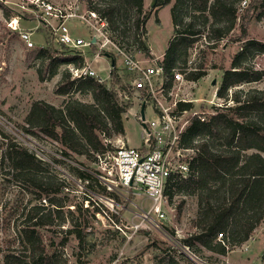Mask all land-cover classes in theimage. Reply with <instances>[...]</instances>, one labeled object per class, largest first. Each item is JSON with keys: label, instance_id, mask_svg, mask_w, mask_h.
Wrapping results in <instances>:
<instances>
[{"label": "rangeland", "instance_id": "1", "mask_svg": "<svg viewBox=\"0 0 264 264\" xmlns=\"http://www.w3.org/2000/svg\"><path fill=\"white\" fill-rule=\"evenodd\" d=\"M8 1V7L0 2V264H3V257L9 251H14L15 256L27 254L17 240L16 224L19 222L16 218L21 209L39 202L29 193L26 185L16 178L9 163L3 158L5 145L10 143L26 149L40 162L42 171L36 174L37 180L60 185V193L55 197L56 205H59L60 209L55 223L60 225L51 229L42 228L39 232L50 254H55L67 264H168L169 259L165 254L167 247L171 245L169 236L172 242L174 241L172 245H175L179 238H187L195 232L192 221L198 210L197 194L185 188L172 190V194L165 196L161 206L167 220L156 218L155 224L135 229L139 224L137 214L140 210L150 208L148 200L118 189L109 191L107 184L94 177L95 181L80 178V172L92 176L91 173L100 167L85 156L70 152L58 140L41 131L37 126L38 115L31 113L36 102H43L55 109H63L69 100L85 104L93 102L86 86H83L84 91L78 90L80 83L75 84L67 94L57 93L58 84L64 76L69 75L70 78L69 68L74 66L72 63L54 66L56 62L50 64L46 56H39L38 48L51 50L55 58H71L75 57L76 53L52 41L45 32L46 29L41 26L32 35L34 47L27 49L17 33L10 31L5 25V21L16 14L9 7L16 9L11 2L17 0ZM48 1L75 8L77 14L95 12L105 22L108 39H102L106 44L105 48L98 51L97 46H91L85 50V56L92 60V65L98 70L100 77L106 78L102 84L117 93L119 102L130 100V108L121 117L127 145L135 148L142 147L140 124L133 116L140 107L138 93L133 91L128 83L131 75L123 68L122 56L117 54L116 48L143 61L145 66L153 65L156 58L162 59L171 41H181L182 37L177 35V31L189 23L190 31L198 30L200 33L192 36L193 39L188 36V39L179 44L181 49L187 46L186 71L202 66L205 75L196 82L182 85L181 91L194 100L191 111L205 114L206 119H209L216 114L219 107L234 106L232 101H224L214 94L219 88L223 70L230 67L232 58L246 43V40H235L241 26H245L246 39L264 44V10H253L252 7L248 11L245 9L249 4L252 6L256 0H228L227 21L222 23L213 22L208 15V7L214 0H207L205 12L198 11L199 6L189 0H167V3L161 6H157L158 2L155 1L154 8H150L152 0H142L140 20L144 17L147 19L141 23L138 31L135 29L133 0ZM163 1L166 0H161ZM172 8L175 16L182 19V27L172 24ZM231 8L234 9L233 22ZM32 19L34 18L29 14H25L19 23L28 30L36 24ZM91 23L98 25L97 20H91ZM69 24L72 32L78 36L91 35L88 25L79 19L74 18ZM229 26L231 27L225 35L215 37L216 28L224 30ZM185 28L187 29V26L183 29ZM95 53H98L99 57L93 62ZM105 54L109 58L105 57ZM111 60L114 62L113 67ZM244 63L262 72L263 76L258 81L242 83L231 88L229 94L235 93L241 100L249 94L260 104H264V51L253 54V57H249ZM185 66L178 64L177 67ZM112 68L113 76L109 74ZM116 79L119 82H116ZM246 115L256 116L254 112ZM153 117L152 109L146 105L145 120ZM256 118L260 125L264 126L263 113ZM66 123L70 127L73 126L70 121ZM49 124L51 126L52 122ZM54 131L58 132V129L55 128ZM119 139L123 138L113 137L110 140L112 146H115ZM44 205L47 206L48 202ZM76 205H81L83 209L87 207L88 212L81 217L75 212ZM69 210L72 213H69ZM83 219L88 221L87 230L90 231L86 245L87 254L78 245L74 233H67L73 228L74 222H78L81 229L84 225ZM65 233L67 242L62 246L60 242ZM252 236L255 240L247 244L246 252L238 249L240 247L232 248V252L228 254L231 262L261 264L264 261V218L252 232ZM194 244L198 246L197 243ZM200 252L205 257H213V254L205 249Z\"/></svg>", "mask_w": 264, "mask_h": 264}, {"label": "trees", "instance_id": "2", "mask_svg": "<svg viewBox=\"0 0 264 264\" xmlns=\"http://www.w3.org/2000/svg\"><path fill=\"white\" fill-rule=\"evenodd\" d=\"M192 4L199 6L198 11L205 12L207 0H189ZM228 0H214L208 7V15L215 23L226 22V15L229 11ZM238 1V0H234ZM157 6L167 3L156 0ZM252 6H247L248 11L262 8L264 0H256ZM133 12L135 16V29L138 31L141 23L146 17L140 20L142 14V0H133ZM232 22L234 20V9ZM7 16V14H6ZM171 20L175 27H179L182 19H178L171 10ZM187 26V29H183ZM141 27V26H140ZM231 26L222 30H214L215 37L223 36ZM177 31L181 35V41L170 42L158 64L165 75L172 78V71L178 70L184 73V79L196 82L205 75L202 66L186 71V47L180 48L182 40L188 36L199 35V31H190L189 23L183 25ZM246 29L242 25L236 41L246 40L240 50L231 60L230 67L224 69L221 75L219 88L215 96L224 101H232L234 106L219 107L216 114L210 116L206 121L201 122L198 116L190 119V123L182 135V143L186 148L196 151L190 164V175L170 184L165 190V195L172 194V190L190 189L197 194V214L192 221L195 229L190 238L184 242L195 247L200 252L205 249L209 252L225 255V247L216 241L218 233L224 235L223 241L232 249L245 242L252 232L257 228L264 218V126L260 125L256 118L261 113L264 115V105L260 104L255 97L249 94L240 99L235 93L229 94L231 88L242 83H251L262 78L263 73L254 70L251 65L244 63L253 54L262 53L264 44L246 39ZM193 39V38H191ZM174 41V40H173ZM193 42V40H190ZM39 56H46L50 64L56 62L72 63L74 67L83 65L82 58L75 56L71 58H55L51 50L38 48ZM178 64L184 68H178ZM113 76V68L109 71ZM118 79H116V82ZM80 83L78 90H85L86 86L93 102L91 104L81 103L77 100H69L63 109H55L43 102L33 104L31 113L38 115V128L48 133L52 138L58 140L70 152L83 155L90 162L95 160V154H104L111 150V144L106 142L113 137L123 138L122 114L130 108V100L119 102L117 93L108 89L104 84L96 82L92 78L83 80H71L69 75L62 78L57 86V93L67 94L74 85ZM179 110H189L190 103H179ZM255 113L256 116L248 117L247 113ZM70 121V127L66 122ZM50 122L52 125L49 126ZM55 128L58 132L54 131ZM49 129V130H48ZM3 158L7 160L11 170L20 181H22L29 193L38 204L21 209L17 214L16 224L17 240L27 254L15 256L14 251H9L3 257V264H67L65 260L50 254L47 245L44 243L39 232L42 228L51 229L60 224L55 223L60 211L56 205L55 197L60 193V185H54L37 180L36 174L42 171L40 162L26 149L10 143L5 145ZM84 180L95 181L94 178L85 173H79ZM41 179V177H39ZM109 194V193H108ZM219 194V196H218ZM227 194V197L225 195ZM111 195V194H109ZM41 200H44L41 202ZM48 202L45 206L44 203ZM75 212L84 216L88 212L87 207L82 208L76 205ZM69 213H72L69 210ZM84 225L78 222L73 223V228L67 231L74 233L78 245L87 254V243L90 231L87 230L88 221L83 219ZM60 242L65 245L67 236ZM197 243L198 246H195ZM168 264H175L172 258L168 257Z\"/></svg>", "mask_w": 264, "mask_h": 264}, {"label": "built area", "instance_id": "3", "mask_svg": "<svg viewBox=\"0 0 264 264\" xmlns=\"http://www.w3.org/2000/svg\"><path fill=\"white\" fill-rule=\"evenodd\" d=\"M0 2L5 6L10 3L8 0H0ZM11 4L16 9L12 7L9 9L16 14L5 21V25L10 31L17 33L27 49L34 47L32 35L41 26L46 29L45 32L52 41L75 51L76 56L82 58L81 67L69 68L71 80L92 78L98 83H104L106 78L100 77L98 70L92 65V60L85 56V50L91 46H97L98 51H103L106 44L102 39L108 40L106 24L95 12L89 11L86 15L77 14L75 8L64 7L48 0H17ZM25 14H29L34 18L32 21L36 22L33 28L28 30L19 23ZM74 18L88 25L90 36L81 37L72 32L69 22ZM91 20H97L98 25L92 24ZM116 52L122 56L123 68L131 75L128 83L133 91L138 93V106L144 104V110L146 105L149 106L154 117L145 120L144 116H140L139 107L133 116L140 124L142 147H130L123 139L117 140L115 146H112L111 141H106L111 144L112 149L104 154L94 155V164L100 168L91 174L95 179H99V182L107 184L109 191L118 189L150 202L149 209L140 210L137 214L139 219V224L135 227L137 229L155 224L156 218L167 220L161 207L165 201V190L173 182L186 179L190 175V164L196 153L194 149L183 145L182 135L192 117L198 116L199 120L204 122L206 115L191 111L192 108L178 109L179 103H194V100L181 91L182 85L191 83L184 79V73L175 69L170 78L163 73L156 60L153 65L145 66L143 61L126 55L118 48ZM93 55L94 62L99 54ZM190 237L191 235L187 238H179L176 244L172 245L174 241L172 242L169 236L171 245L167 247L165 255L172 258L175 264H236L228 258L232 249L223 241L222 233L217 234L216 241L225 247L226 253L220 255L211 252L213 254L211 258L203 256L201 252L195 250V247L184 242ZM254 240L251 234L245 242L234 248L240 247L238 249L246 252L247 244ZM261 264H264V261Z\"/></svg>", "mask_w": 264, "mask_h": 264}, {"label": "water", "instance_id": "4", "mask_svg": "<svg viewBox=\"0 0 264 264\" xmlns=\"http://www.w3.org/2000/svg\"><path fill=\"white\" fill-rule=\"evenodd\" d=\"M155 1L156 0H152V3L150 4V8H154V4H155ZM105 57H107V58H109V56L108 55H104ZM114 66V62H113V60H111V67H113ZM215 82H213V84H214ZM139 113H140V116L141 117H143L144 116V104H141V106H140V110H139Z\"/></svg>", "mask_w": 264, "mask_h": 264}, {"label": "crops", "instance_id": "5", "mask_svg": "<svg viewBox=\"0 0 264 264\" xmlns=\"http://www.w3.org/2000/svg\"><path fill=\"white\" fill-rule=\"evenodd\" d=\"M159 60V57L158 58H156V61H158ZM131 110V109H130ZM123 140H124V142L126 143V145H127V142H126V139L124 138V136H123Z\"/></svg>", "mask_w": 264, "mask_h": 264}]
</instances>
